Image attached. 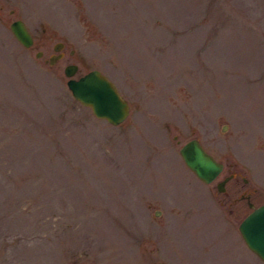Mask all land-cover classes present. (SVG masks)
I'll list each match as a JSON object with an SVG mask.
<instances>
[{"label":"rangeland","instance_id":"rangeland-1","mask_svg":"<svg viewBox=\"0 0 264 264\" xmlns=\"http://www.w3.org/2000/svg\"><path fill=\"white\" fill-rule=\"evenodd\" d=\"M69 62L115 82L123 122L72 97ZM192 137L224 163L210 183ZM249 190L264 201V0H0V264H264Z\"/></svg>","mask_w":264,"mask_h":264},{"label":"water","instance_id":"water-1","mask_svg":"<svg viewBox=\"0 0 264 264\" xmlns=\"http://www.w3.org/2000/svg\"><path fill=\"white\" fill-rule=\"evenodd\" d=\"M9 28L17 41L25 47L33 43V37L25 22L16 18L9 24ZM61 42H56L54 50H59ZM41 50L36 51L39 57ZM61 53L51 54L47 61L53 64ZM78 65L70 62L64 66L63 72L67 77L66 86L72 97L81 105L89 107L92 114L111 124L122 122L130 111L128 100L120 93L115 83L98 68H92L75 77ZM225 128V126H224ZM179 154L185 165L202 181H213L223 169V162L217 159L202 145L197 137H192L182 143ZM227 176L216 183L217 189L223 191ZM251 210L240 220L239 232L249 249L264 262V202L253 205L249 201ZM151 264H166L163 261Z\"/></svg>","mask_w":264,"mask_h":264},{"label":"flooded vegetation","instance_id":"flooded-vegetation-1","mask_svg":"<svg viewBox=\"0 0 264 264\" xmlns=\"http://www.w3.org/2000/svg\"><path fill=\"white\" fill-rule=\"evenodd\" d=\"M25 22V21H24ZM26 26H27V24H26ZM33 36V35H32ZM61 42V46H60V49L59 50H54V52H52L51 54H57V53H61L62 55H61V57L63 56V47H64V43L62 42V41H60ZM33 43H34V37H33ZM33 43H32V45H33ZM31 45V46H32ZM55 45V43L53 44V46ZM30 47V46H29ZM38 51V50H37ZM72 51V50H71ZM41 54H42V51H41ZM50 54V55H51ZM49 55V56H50ZM41 56V55H40ZM49 56H48V58H49ZM60 57V58H61ZM47 58V59H48ZM58 60V59H57ZM176 137V136H175ZM223 168H224V163H223ZM223 170V169H222ZM235 172H233V171H229V172H227L222 178H220L219 180H222L223 178H225L226 176H227V179L229 180V179H231V178H233V177H235ZM218 180V181H219ZM227 180V181H228ZM243 180H246L244 177H243ZM226 181V182H227ZM226 182H225V184H224V186H225V189L223 190V191H219L218 189H217V186H216V189L219 191V192H225L226 191ZM250 190L247 192V191H242V192H240V194H239V197L238 198H240V199H245L247 202H249V201H251L250 200ZM237 198H233L232 200L234 201V200H236Z\"/></svg>","mask_w":264,"mask_h":264},{"label":"trees","instance_id":"trees-1","mask_svg":"<svg viewBox=\"0 0 264 264\" xmlns=\"http://www.w3.org/2000/svg\"><path fill=\"white\" fill-rule=\"evenodd\" d=\"M103 155H105L106 156L105 158L109 161V158L107 157V155L106 154H103Z\"/></svg>","mask_w":264,"mask_h":264}]
</instances>
